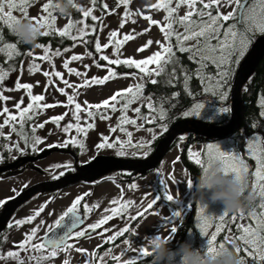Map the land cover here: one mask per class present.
I'll return each mask as SVG.
<instances>
[{"label": "rangeland", "instance_id": "1", "mask_svg": "<svg viewBox=\"0 0 264 264\" xmlns=\"http://www.w3.org/2000/svg\"><path fill=\"white\" fill-rule=\"evenodd\" d=\"M47 2L48 0L34 1L28 8L29 16L38 17L39 15H43L44 13L42 12V7ZM104 2L108 3L111 9L113 0H102V3ZM157 2L158 0H129V4L127 6H120L115 10V12H113L112 14H108V12H106L102 8L97 7V5L93 6L91 0H77V5H79L81 8H94L93 14L99 17V19L95 21L98 22V24L95 25L87 23L88 18L82 19V21L89 25V27L86 29L88 34H93L94 36V39L91 43L92 46H87L86 36L83 39L78 38L75 41L73 47L69 48L67 52L61 50L59 56L52 55V53H54L55 51H50L49 55H52V59L50 61H43L40 59H36L35 61H33V57H40L45 54L43 48H35V50L31 53V57L25 59L19 71L13 74H7L5 76V79L3 81H0V91L3 92L4 96L9 97V99L6 101L0 99V110H2L3 107H8L11 114H18L19 110L15 108V104L17 102H20L21 98H23V103L21 105L22 108L26 107L27 104L31 102L27 89H16L15 85L17 81H19L20 83H29L33 85V95H45V101L41 103L56 104V106L53 108L40 109L38 113L33 117L34 121H32V123H30V121H27L24 126L25 131L29 134L32 133L31 128L33 126L40 123H45L47 121L43 128L37 127L35 130L34 135L40 137L43 142L37 146V150H33L32 148L30 149L32 152H34V154H37L44 149L50 148V145H60L63 141L70 140L73 137H76L84 144L83 149H81L78 144H68L64 147L70 146L72 148H78V166L91 161L98 153L108 156H117L124 159H132L133 157H146L143 152H136L135 148L128 146H126L125 148L126 154L124 156H119L116 149L97 148V145L102 142V138L104 136L109 137V142H111V140L117 136L122 141L128 139L126 133L120 132L118 128L115 133L110 131L111 128L117 127L120 122V117L123 115L122 111L120 110V104L117 105L116 111H112L111 109H104L102 107L97 115L92 118H89L86 112H81L80 124L82 126H86L88 123H93L95 125L93 128L87 130L86 136L77 134L75 128H73L70 133H64L62 131V128L64 126H66L68 123H76L75 117L72 114L74 110V104H69L67 101V96L65 94H62L58 89L64 88L68 95L79 93L78 95H76L75 99L76 102L81 103L82 108H84V101H88L91 104L101 103L104 99L109 98L114 92L118 90L125 89L128 86L135 85L137 83H143L144 80L141 74H139L138 72H133L135 73V75H132V73L130 72L126 73V77L124 76L125 73L118 74L117 78H115L114 80H109L103 85H91L83 88L80 87L85 79H90L91 77L103 78L107 74V68L97 67L96 63H94V61L98 60L99 56L109 55L110 59L117 58L114 54L113 45H109L108 48L103 47L104 44L108 42L107 37L109 36V33L111 31H117L119 33L117 39L122 38L124 34H131L135 37L131 41H126L121 46L122 55L119 56L120 59H144L159 50V47L155 43V41L159 40L163 42L164 35L160 31L159 25H152L150 27L149 20L145 18L147 16H151L153 19L163 22V17L166 15V12L164 10L157 11L155 8L150 7ZM248 3L251 4L252 2L249 1ZM221 5L222 6L219 10L224 14H227L228 12H238V9L234 3L228 5L225 0H221ZM173 6H175V0H173ZM5 10L7 11L8 9L6 8ZM126 10L131 13L128 17H124V12ZM187 10V6L182 5L179 9L178 14L184 15ZM53 14L56 17V28L62 29L71 20L70 16L60 15L56 11H53ZM213 14H215V9H213ZM14 15H17L19 17L20 13L18 11H15ZM88 20H91L90 17ZM223 23L225 27L231 24L229 23V21H225ZM121 24L124 25L123 28L120 27ZM78 26L84 27V24L81 23ZM92 26H95L97 28V31L95 33H93L91 30ZM149 27L150 31L143 32V34H141L142 30L149 29ZM180 31H183V29L181 28ZM221 31L223 32V29ZM254 34L257 38L264 35L259 32H255ZM221 38L223 37L221 36ZM150 39L154 41L153 44L146 50L137 52V49L144 45ZM172 39L173 41H175V37H173ZM256 39H254V41L252 40V43L250 44L245 55L242 58H239V62L235 63L234 66L240 65L245 56L251 50V47ZM97 41L101 44V49L99 52L95 50V43ZM195 43L196 41L194 40L188 41L186 42L185 46L190 47L192 45H195ZM212 43L215 44L216 41L213 40ZM90 53L91 55H89ZM72 55H81L83 58L80 61H71L69 67L75 68L81 73L87 71L86 77L69 73L68 70L63 67L64 61L68 60ZM196 59L198 61L199 57L197 56ZM233 59L235 60L236 58L234 57ZM98 62L100 65L108 64V62L103 60H99ZM34 63L38 64L39 68L35 71H29V68ZM85 65H88L89 68L85 69ZM109 67L113 66L109 65ZM149 67L152 68L155 67V65H150ZM46 71L49 73V76L47 77L43 74ZM56 71L61 72L64 75V78L68 80L69 84L74 85V87L68 88V86L63 82V80L60 79V77L54 75ZM204 72L202 74L203 76H206ZM200 76H202L201 73ZM155 77L156 75L153 74L148 78L151 81L152 79H155ZM209 77H212L211 81L207 79L204 81V83L208 85L209 88L208 95L197 99L195 103V105L198 103L204 105V108L199 110L201 114L198 116H185L186 118H196L205 121L217 120L223 115L219 112V108H229V106H227L228 93H226L227 95L223 99H221V96L218 98V92L221 91V88H215V81L218 79L214 75H210ZM214 99L217 101L216 103H214ZM142 101V99L137 100L130 106L127 111V116L130 119H137V113H135L134 109L136 107H142ZM147 102L148 101H146V105ZM121 103H123V101H121ZM195 105L189 111L194 110ZM66 112L68 113V115L63 121L59 122V124L51 120V118L62 115ZM100 112L108 115L110 119H100ZM6 115L7 114L0 115V124L3 123ZM140 115L144 116L142 110ZM147 115L150 117V120L152 116H155V114L152 113H148ZM28 123L30 125H28ZM28 127L29 130L27 129ZM124 127H126L128 131H131L133 133V144L140 143L141 141L148 142V153H150L149 149L153 141L167 132L166 125L159 124L154 120L151 123H147L142 119H137L136 125H124ZM149 129H151V131H149ZM18 130L19 125H17V131ZM0 131H2L3 136L6 139V147L12 149V156L14 160L17 157L28 155L26 154L27 146L24 143V140L17 134V132H13L10 125L3 127L2 129H0ZM31 135H33V133ZM8 136H10L11 138L8 139ZM17 143H19V149L24 150L23 152L14 147V145ZM181 143L182 141H180V144ZM210 143H220V146L224 151H231L234 149L232 139L224 138L208 142L204 145H194L190 150L192 153L200 152L201 154H203L206 150V145ZM180 144L168 151L157 169L147 173L146 176H142L140 178H136L135 175V178L137 180L131 183L118 182L115 180V178H111V180H106L93 187L87 184H74L75 186L71 185L72 187L69 186L70 188L67 187L66 190L58 194H48L51 192H46L47 194L42 193L34 195L29 201L19 207V209H17V211L11 218L9 224L12 225V227L8 228V231L4 234L6 240L4 246H2L0 249V253L7 254L9 251H19V256L20 259L23 260V264H37V261L35 259H29V257L40 255V253H36L32 250L20 251L16 247V245L23 241V239L25 238V233L30 232L33 227L41 225V221H43L44 223L40 226L37 237H44L45 233L48 231L49 226H54V222L63 214V212L67 210L69 206H71L75 198L78 196H82L85 193H90V195H87L85 197L86 199L88 198L87 204L89 205V207L98 205V207H95L91 213H88V217H91L89 220V224L98 223L101 219H103L105 215L111 214L110 212L106 213L105 209H110L111 207L116 206L111 203L113 199H120L121 202L131 200L134 201L135 204L134 206L129 207V210L125 216H116L113 217V219L107 221V232H105L104 234H92L93 236L90 235L86 236L85 238L83 237L79 239H71L68 243L73 245V247L67 250H58V255L45 261L44 264H64L66 260L69 262V264H106L108 259L113 257H120V259L118 260L119 262H127L133 258H135L136 260L139 259V249L141 247L147 248L145 247L144 243L146 236L152 234H160L172 240L175 233H171V228H177V226L181 223L182 218L189 210V205L191 204V189L188 188V181L190 180V177L188 171L181 164L179 159ZM246 153L248 154L247 149ZM190 158L193 159L191 156ZM14 160H11L8 163L13 162ZM2 161L3 158L0 149V163ZM69 165L70 167H68ZM74 166H76V160L74 159V156H72L70 153L55 151L45 159L31 163L29 169H27L25 165L16 169H11L9 170V174L4 176L0 175V201H5L8 198L17 195L24 188L29 187L35 183L58 178L63 173L74 169ZM117 173L118 172L111 173V177H115ZM157 173H159V175H157ZM161 180L163 181V183L160 182ZM158 183H160L163 191H165V186L167 187L168 194H171L174 197V200L179 202L177 203L179 209H175L170 204L162 203L159 206V209L148 213L144 217V219H142L138 223L134 231L135 239L132 243H130L128 240H125L117 245H110L105 247L104 244L113 243L119 236H117L114 241L106 243L105 241L108 240V237H111L120 232L122 229L130 226L132 220L128 217L135 216L138 213L144 212L147 206L152 202L153 198L156 195H159L157 190ZM132 185H135V188L131 187ZM255 190L257 193L259 192L258 188ZM260 200L261 203L264 202V199H262L261 196ZM205 202L208 205H205V203L201 202L198 199L196 222L200 231V208L202 206L205 207L206 214L214 218H218V215H221L226 208L222 201ZM45 204L46 207H44L40 216L37 217L34 221L25 223L21 226H16L15 222L17 220L26 219L30 215L34 214L35 211L40 208V206ZM1 206L2 205H0V208ZM175 210L181 211V216L166 221L164 218L171 217L172 212ZM261 211H264V209H261L260 212ZM260 212H257V214H259ZM240 223L246 226L248 224H252L253 226H255V221L252 220L251 217L248 218L245 214L243 219L240 220ZM215 231V224L208 228L207 237L204 236L206 242L207 238H210L211 235L215 233ZM226 238L227 243L229 239L236 240L238 248L241 249L239 251V255L244 259L245 264H264V261H260L256 257L255 250L252 248V246L247 245L244 241L234 237L232 231L228 232ZM187 241L193 244L192 235L188 236ZM33 242L38 243L39 239L34 240ZM215 243L216 247H219L221 244H225L217 242ZM77 248L85 251H77ZM99 248L101 250L97 252ZM245 248H247L248 251H252L253 256H249L244 250ZM125 249H127V251H125ZM48 251H50V249H46L44 251V254L47 255ZM148 251L150 252L149 249ZM100 257H103V259H100ZM0 264H17V261L14 259H0Z\"/></svg>", "mask_w": 264, "mask_h": 264}, {"label": "snow or ice", "instance_id": "2", "mask_svg": "<svg viewBox=\"0 0 264 264\" xmlns=\"http://www.w3.org/2000/svg\"><path fill=\"white\" fill-rule=\"evenodd\" d=\"M34 0H0V25L7 26L11 30L12 33L14 32V25L17 22L18 18L20 17H29L28 8ZM228 5L235 4L238 12H228L224 14L219 9L222 6L221 0H175V6H173V0H158L156 4L151 5V8H155L157 11L164 10L166 15L163 17V22L157 21L153 19L151 16L145 17L150 22V27L152 25H159L160 31L164 35V41H155L158 45L159 50L153 53L152 55L148 56L144 59H133V58H125L120 59L119 56L122 55L121 53V46L126 41H131L135 37L131 34H124L122 38L117 39L119 33L117 31H111L109 36L107 37L108 42L104 44V48H108L109 45L114 46V54L117 58L110 59L109 55H102L98 57L96 63L97 67H105L107 68V74L103 78L99 77H91L90 79H85L83 84L80 86L81 88L91 85H103L105 82L109 80H114L117 78V71L113 67L110 66H125L128 68L134 67L138 69L140 73L144 76L151 77L153 74L156 76H160L166 70L167 65L172 64L175 65L178 63L176 59L175 52H174V45L172 43V38L175 37L176 46L180 52L190 53V58L195 59L197 56L199 57L198 63L200 64V68L197 69L196 74L200 75L205 67H207V63L211 62L216 66L217 69H225L218 73L220 79L215 81V88L220 89L223 87V82L227 80L230 75L231 69L229 65L235 64L239 62V58H242L246 51L248 50L250 44L253 40V34L255 32H259L264 34V0H252V3L249 4L248 0H225ZM93 6L97 4H101L103 10L108 12V14H112L115 10L120 6H127L129 4V0H113V4L110 6L108 3L104 2L101 3V0H91ZM184 5L187 6V11L184 15H179L180 7ZM8 9L7 11L5 9ZM78 11L82 13V16L87 19L90 17L92 21H97L99 17L93 14L94 8L84 9L81 8L79 5H76ZM51 9V10H50ZM213 9H215V14H213ZM18 11L20 16L14 15V12ZM53 0H48L42 7L43 15H39L38 17H31L35 23L41 25L45 31L42 32V36L47 37L54 33L58 34L60 37H68L73 41H76L78 38L83 39L85 36L88 35L86 29L89 27L87 23L82 20L79 21H69L62 29L56 28V17L53 14ZM131 13L129 11L124 12V17H128ZM236 19V23H231L227 27H225V21H230L232 19ZM135 22V21H133ZM83 23L84 27H79L78 25ZM237 24H240L242 27L237 28ZM123 24L120 25L123 28ZM149 29L142 30L143 32L150 31ZM183 31H180V29ZM223 29V32L221 31ZM92 32L95 33L97 28L92 26ZM75 31L76 35L73 34ZM16 35V34H15ZM221 36L223 38H221ZM3 40V33L0 30V44H2ZM196 41L195 45L190 47L185 46L186 42L188 41ZM215 40L216 43L213 44L212 41ZM20 42H22L19 39ZM153 40H148L144 45L137 49V52H142L146 50L153 44ZM35 48H43L44 55L40 57H33V61L36 59H40L43 61H50L52 59V55L59 56L60 50L56 49L52 55H49L51 51V44L47 47L43 44L34 45ZM101 49V44L97 41L95 43V50L99 52ZM65 52L68 49H64ZM0 53H6L7 58L11 60L15 55H19L17 50V44L15 43H8L2 44L0 46ZM27 55H32L31 53H27ZM91 55V53L89 54ZM236 58L235 60L233 58ZM81 55H72L68 60L64 61L63 67L68 70L69 73H73L77 76H87V71L81 73L75 68H70L69 64L71 61H80L82 60ZM99 60H103L108 62L107 65H100ZM150 65H155V67L150 68ZM22 67V66H21ZM85 69H88L89 66L85 65ZM39 68L38 64H33L29 71H35ZM46 77L49 76V73L46 71L43 73ZM7 73L0 69V81L5 79ZM55 76L60 77L61 80L68 86V88H73L74 85L69 84L68 80L64 78V75L56 71L54 73ZM135 75V73H132ZM171 77H175V68H173L172 73L169 74ZM124 76L126 77L127 74L125 73ZM189 77L185 76V80ZM201 79H207L209 81L212 80V77H205L201 76ZM152 84H156L157 80L152 79L150 81ZM16 89H27L28 95L30 96V103L27 104L26 107H21L23 103V98H21L20 102L15 104V108L18 111V114H11L8 107H3L0 110V115H6L3 123L0 124V129L5 126H11L13 132H17V134L24 140L26 145H30L33 150H37V146L42 143V139L38 136H35L36 128H43L45 123H40L35 125L31 128V132L33 135L29 136V134L25 131V124L27 121L32 120L33 117L38 113L40 109H47L53 108L56 104H49V103H41L45 101V95L43 94H32L33 85L29 83H20L17 81L15 85ZM143 83H137L135 85H130L125 89L118 90L114 92L109 98L104 99L101 103L91 104L88 101H84L85 107L82 108L81 103L76 102V95L79 93H74L73 95H68L64 88H59L58 90L67 96V101L69 104H74V110L72 112L73 116L75 117L76 123H68L66 126L62 128L64 133H70L73 128L76 129L77 134H82L83 136L87 135V130L93 128L95 125L93 123H88L86 126H82L80 124L81 120V112H86L89 118L94 117L97 115L99 110L103 107L104 109H111L112 111L117 110V105L120 104V110L122 111L123 115L120 117V122L117 127H113L110 129L111 132L115 133L117 128L120 132L126 133L128 139L127 140H120L117 136L109 142V137L104 136L102 138V142L97 145L98 149H116L117 154L119 156H124L126 154L125 148L126 146L135 148L137 152L141 150H145L143 154L147 156L149 153L147 151L149 145L146 141H141L140 143L133 144L132 142V135L131 131H128L124 125H136L137 119H142L147 123H151L153 120L156 119L155 116L150 117L148 115L141 116V107H136L134 109L135 113H137V119H130L127 116V111L130 106L137 100H146L147 102V109L150 112L154 113L157 109L154 107L150 97H143ZM205 91H209L208 88H205ZM221 99H223L227 94L221 93ZM0 99L8 100L9 97L4 96L3 92L0 91ZM123 101V103H121ZM203 104H196L194 110L192 111H185V116L191 115H200V109H203ZM230 109L228 107H220L219 112L224 114L228 113ZM160 118L163 119L164 117V110L163 108L159 109ZM264 115V112L261 113ZM68 113H64L62 115L56 116L51 118V120L57 124L63 121ZM100 119H110L108 115L103 112L99 113ZM17 125H19V130L17 131ZM255 126V125H254ZM166 130V127H165ZM151 131V129H149ZM3 133L0 131V136ZM8 139L11 137L8 136ZM68 144L72 145H79L81 149H83L84 144L73 137L70 140L63 141L60 145H50L49 147H56V146H67ZM14 147L19 149V143L15 144ZM20 151H24L23 149H19ZM247 152L248 155L253 157L256 161V168L253 173L254 177V189H259V195L264 199V141L262 138L258 136H254L250 138L247 142ZM190 156L194 159L195 163L203 169L205 166V161L209 157H219L223 159L226 164L228 170L233 173L239 175L240 173H248L249 169L248 166L245 164L244 159L241 155L235 150L231 151H224L222 150L220 143H210L206 145V150L203 154L200 152L192 153L190 150ZM203 155V158H202ZM70 167V165L68 166ZM159 175V173H157ZM163 183V181H160ZM191 180L188 181V185H191ZM131 187L135 188V185ZM90 195V193H85L82 196H78L75 198L71 206L67 208L65 212L54 222V226H49L48 232L44 235V237H37V233L39 232L40 226L44 223L41 221V225H37L33 227L30 232L25 233V238L22 242H20L16 247L20 251H28L32 250L36 253H40L37 256H31L29 259H35L37 264H44L45 261L54 258L58 255V250L64 249L67 250L73 245L69 244V240L71 239H79L86 235L88 230L92 232H96L97 229L101 228V225L105 224L107 221L113 219L116 216H125L129 210L130 206H134L135 202L128 200L121 202L120 199H113L111 203L116 205L115 207H111L110 209H105V212H110V215H105L103 219H101L98 223H92L86 226L85 229L80 231H75L78 227L84 225V218L80 214V209L78 206L81 205L84 198ZM147 195V194H145ZM163 198L166 199L168 202L172 204L179 203L178 201L174 200V197L171 194H168L167 187L165 186V191L162 194ZM161 195H156L152 202L147 206L145 212L153 209V206L157 204L158 201L161 200ZM4 201H0V205H2ZM47 203V202H46ZM45 205L40 206L38 210L35 211L34 214L30 215L26 219L17 220L15 222L16 226L24 225L25 223H29L34 221L37 217L40 216L41 212L43 211ZM95 207L98 205H94L89 207L87 203L83 204V209L85 213H91ZM190 207V205H189ZM260 208L264 209V202L260 204ZM182 212L179 210H175L172 212L171 217H165L164 219L171 220L175 217L181 216ZM252 220L255 221V226L252 224H248L247 226L242 223H237L236 227L239 232L242 234L237 237L238 239L245 242L247 245H251L252 248L255 250L256 257L260 261H264V211H261L257 214L256 211H252L249 213ZM144 213H138L135 216L128 217L133 222H137L138 219L143 218ZM244 213L241 210L239 214V219H243ZM229 223L234 222L237 220V216L233 215L229 218V211L227 209L221 215H218V218H214L208 216L205 212V207L202 206L200 208V228L201 233L207 237L208 228L213 224L216 225V231L214 234L211 235L210 238H207V247L208 251H214L216 247V240L217 235L220 233L221 229L225 227V221ZM12 227V225H9ZM131 226L122 229L120 232L116 233L115 235L108 237V240L105 241L110 242L114 241L117 236L124 235L128 233L129 236L134 235L135 233L130 230ZM177 228L172 227L171 233H176ZM6 239V238H5ZM39 239L38 243H34V240ZM227 239V238H226ZM219 247H223L221 244ZM46 249H50L47 252V255L44 254ZM77 251H85L82 249L77 248ZM241 249L237 248L239 252ZM249 256H253L252 251H248L247 248L244 249ZM110 251V250H109ZM127 251V249H125ZM147 248L141 247L138 252L139 258L142 260L143 257L150 255ZM123 255V253H122ZM0 259H14L17 261V264H23V260L20 259L19 251H9L7 254L0 253ZM103 259V257H100ZM120 257H113V260H119ZM64 264H69L66 260ZM125 264H137V260L135 258L125 262Z\"/></svg>", "mask_w": 264, "mask_h": 264}, {"label": "trees", "instance_id": "3", "mask_svg": "<svg viewBox=\"0 0 264 264\" xmlns=\"http://www.w3.org/2000/svg\"><path fill=\"white\" fill-rule=\"evenodd\" d=\"M36 1V0H34ZM102 3V0H101ZM97 7L102 8L101 4H97ZM71 21H79L82 20L84 17L82 13L74 8L70 15ZM89 19V18H88ZM87 23L89 24H98V22L88 20ZM234 23H236V19L234 18ZM240 24H237V28H241ZM0 30L3 33V40L2 44L8 43H15L17 44V50L19 55H15L11 60L7 58L6 53H0V68L7 74L16 73L21 69V66L25 59L31 57L27 55V53H32L35 50L34 45H28L23 42L19 41V38L11 32L7 26L0 25ZM45 31V30H43ZM75 35V31H73ZM253 41L257 37L253 34ZM87 38V46L91 47V43L94 39L93 34H88ZM39 44L45 45L47 47L51 44V51H55L56 49L64 50L69 49L74 46L75 41L68 37H60L58 34L54 33L50 36L44 37L41 36ZM174 45V52L178 63L175 65L169 64L166 67V70L160 76H156L155 80H157L156 84H152L147 76H144L142 73L139 72L138 69L134 67L128 68L125 66H113L117 71V74L122 73H133L138 72L143 77V97H150L151 101L153 102L154 107L157 109L156 112L152 113L149 109L146 108V100L142 101L141 110L143 115H147L148 113L155 114L156 119L154 120L157 123L166 125L167 131L179 120L186 118L184 115L185 111H189L196 103L197 99L208 95L209 91H205V88H208V85L204 83V80L201 79L200 75H197V69L200 68V64L198 63L197 59H191L190 53L180 52L178 47L176 46V42L173 41ZM0 44V46H2ZM239 66V65H238ZM237 65L231 64L229 68L231 69L230 75L226 81L223 82V87H221V91L218 92V98L221 96V93H228V101L227 106H229L230 111L228 113L223 114L217 120H210V122L218 125L225 124L229 122L231 118V95H232V86L234 82V77L236 74V70L238 68ZM237 67V68H236ZM173 68H175V77H171L169 74L172 73ZM225 69H217L211 62L207 63V67L203 69L201 75L203 76V72L205 73V77H209L210 75H214L217 79H220L218 73L224 71ZM185 76L189 77L185 80ZM209 89V88H208ZM231 89V91H230ZM241 103H242V124L240 129L229 136L228 138L232 139L234 149L241 155L244 159L246 165L248 166V173H247V182H248V190L253 189L254 184V177L253 173L256 168L255 159L249 156L246 153L247 149V142L252 136H259L264 141V115L261 113L264 112V57L259 62L258 66L255 68L254 73L248 78L247 83L242 86V94H241ZM163 108L164 110V117L163 119L160 118L159 109ZM32 123V120H29ZM28 125H30L28 123ZM255 125V126H254ZM29 130V127L27 128ZM166 133V132H165ZM164 133V134H165ZM32 133H29L31 135ZM162 134L158 138H156L150 146V154L155 150L159 140L164 136ZM219 139L208 138L203 135L195 134V133H185L182 134L173 141L170 146V149H173L177 145L180 144V162L185 167V169L189 173L190 180L192 184L195 183L196 178L201 173V166L197 165L194 159L190 158L189 151L191 147L197 144H207L211 141H216ZM6 139L4 136H0V149L2 152L3 161L0 165L6 164L11 160H14L12 156V149L6 147ZM26 154L33 155L30 149V145H26ZM36 153V152H35ZM151 172V171H150ZM10 171L3 173L2 175L9 174ZM134 174V173H133ZM132 175V174H131ZM147 175V174H146ZM116 181L124 182V183H131L134 179L130 178V174L126 172H118L115 177ZM117 178V179H116ZM157 190L159 195H161V200L157 202L156 205L153 206V209L143 212V218L138 219L137 222H133L130 224L131 231H135L136 226L138 223L144 219V217L157 209L162 203H167L173 206L175 209H179L177 204H172L168 202L166 199L163 198V188L161 187L160 183L157 184ZM195 188L191 189V204L190 208L187 213L182 218L181 223L177 226V231L171 240L170 247L172 249H177L181 243L188 239L189 235L193 237V246L198 249H206L207 242L205 240L204 235L198 228L196 222V214H197V204L198 198L194 196ZM247 195V192L245 193ZM86 199V198H84ZM261 200L260 196L257 195L256 199L252 201H246L245 206L242 208L243 213L250 218L249 213L252 211L260 212ZM2 207L0 208L1 211ZM241 210L236 211H229V218L233 215L237 216V220L234 222L229 223L227 220L225 221V227L220 231L217 236V243H227L226 236L229 231H232L234 237H239L241 232L237 230L236 224L240 223L239 214ZM9 228V227H8ZM8 228L5 229L3 232L0 233V249L5 244V237L4 234L8 231ZM135 239L134 235L129 236L128 233L124 235H120L113 243L104 244V246L110 245H117L122 241L128 240L132 243ZM238 239V238H237ZM231 247L230 244H228ZM101 249L99 248L97 252ZM151 253V252H149ZM106 264H125V262H119L118 260H113V258L108 259ZM137 264H154V259L152 253L143 257L141 260L140 258L137 259Z\"/></svg>", "mask_w": 264, "mask_h": 264}, {"label": "water", "instance_id": "4", "mask_svg": "<svg viewBox=\"0 0 264 264\" xmlns=\"http://www.w3.org/2000/svg\"><path fill=\"white\" fill-rule=\"evenodd\" d=\"M249 1L250 0H248V2ZM263 57L264 35L258 37L253 43L251 50L240 63L235 74L231 95V118L229 122L218 125L202 119L183 118L176 122L166 132V134L159 140L154 152L145 159H124L117 156H108L98 153L91 161L86 163L82 168H79L77 160L78 158L72 149L56 146L44 149L36 155H26L16 159L11 163L0 165L1 172L14 169L18 165H25V167L29 169L31 163L43 160L51 153L59 151L70 153L72 156H74L76 160V167L79 169L75 173H69L52 180L41 181L26 187L11 200L5 203L0 213V233L7 228L17 209H19V207L29 201L36 194H42L46 192L52 193L63 190L80 181L91 183L114 171H135L137 172L136 178H140L161 164L173 141L176 139V137L182 134L195 133L208 138L224 139L237 132L242 124V86L247 83L248 78L254 73L255 68L258 66ZM215 102L216 100L214 99V103ZM144 151L145 150H141L139 152ZM96 231H98V229ZM93 233L94 232H90L88 234L92 235Z\"/></svg>", "mask_w": 264, "mask_h": 264}, {"label": "clouds", "instance_id": "5", "mask_svg": "<svg viewBox=\"0 0 264 264\" xmlns=\"http://www.w3.org/2000/svg\"><path fill=\"white\" fill-rule=\"evenodd\" d=\"M76 5L77 0H53L54 11L64 16H70ZM43 30L30 16L18 18L14 25L16 36L28 45H38ZM248 187L247 173H231L219 157H209L195 183L188 185L189 189L195 188L194 196L205 205H208L205 201H222L225 209L236 212L242 210L246 201L259 195L254 188L248 190ZM144 243L153 255L154 264H245L234 239L214 251L195 248L187 240L174 250L169 246L171 240L160 234L146 236Z\"/></svg>", "mask_w": 264, "mask_h": 264}, {"label": "flooded vegetation", "instance_id": "6", "mask_svg": "<svg viewBox=\"0 0 264 264\" xmlns=\"http://www.w3.org/2000/svg\"><path fill=\"white\" fill-rule=\"evenodd\" d=\"M250 2H252V0H250ZM234 19H232V20H230L229 21V23H234ZM66 148H70V149H72L74 152H75V154H76V156H77V158L79 157L78 156V148H72V147H66ZM154 152V151H153ZM152 152V153H153ZM151 153V154H152ZM150 153L146 156V157H144V158H138V157H133L132 159H145V158H147V157H149L150 155H151ZM33 155H35V154H33ZM21 157H23V156H21ZM18 158H20V157H17L16 159H18ZM15 159V160H16ZM75 159V158H74ZM131 159V158H130ZM14 160V161H15ZM88 163V162H87ZM86 163H84V164H81V165H79V168H82L84 165H85ZM22 166H24V165H18L17 167H15L14 169H16V168H18V167H22ZM79 169H77V167L76 166H74V169H72V170H70V171H67V172H65V173H63L62 175H66V174H69V173H75V172H77ZM153 170H151V172H152ZM114 172H128L129 174H130V178L131 179H134L133 181H135V180H137L136 178H135V175L137 174V172H135V171H114ZM150 172V171H149ZM148 172V173H149ZM3 173H5V172H1L0 171V175L1 176H3L2 174ZM111 173H113V172H111ZM111 173H109V174H107V175H105V176H103V177H101V178H99L98 180H96V181H94V182H91V183H89V182H86V181H80V182H78V183H76L75 185H78V184H87V185H91L92 187L93 186H95V185H98V184H100V183H102V182H104V181H106V180H111V178H113V177H111ZM134 173V174H133ZM132 174V175H131ZM61 175V176H62ZM60 177V176H59ZM75 185H72V186H75ZM72 186H70V187H72ZM70 187H68V188H70ZM67 189V188H66ZM66 189H63V190H59V191H56V192H52V193H48V194H58V193H61L62 191H64V190H66ZM47 194V193H46ZM14 197V196H13ZM13 197H10V198H8L7 200H5L4 201V203L2 204V209H3V207H4V205H5V203H7L10 199H12ZM88 202V198L85 200L84 199V201H82V203H81V205L80 206H78L79 207V209H80V213L84 216V220H85V223H84V225L82 226V227H80V228H78L77 230H75V231H80V230H83V229H85L86 228V226L87 225H89V220H90V218L91 217H88L89 215H88V213H85L84 212V209H83V204L84 203H87ZM2 209H1V211H2ZM1 211H0V213H1ZM132 222V221H131ZM10 223V222H9ZM9 225L10 224H8V226H7V228L9 227ZM6 228V229H7ZM10 228V227H9ZM90 232H92L91 230H88L87 232H86V235L84 236V238L86 237V236H90L88 233H90ZM105 232H107V225H106V223L105 224H103V225H101V228L100 229H98V231H96V232H94L93 233V235H98V234H104ZM93 235H91V236H93ZM83 238V237H82ZM70 241V240H69Z\"/></svg>", "mask_w": 264, "mask_h": 264}]
</instances>
